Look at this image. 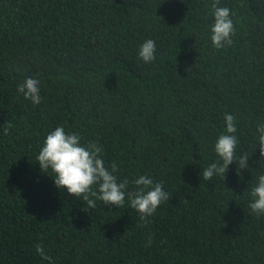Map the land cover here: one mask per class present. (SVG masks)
<instances>
[{
    "label": "trees",
    "instance_id": "16d2710c",
    "mask_svg": "<svg viewBox=\"0 0 264 264\" xmlns=\"http://www.w3.org/2000/svg\"><path fill=\"white\" fill-rule=\"evenodd\" d=\"M215 2L0 0V264H264V214L250 208L264 175V0H219L235 30L222 49L211 42ZM148 39L151 63L138 55ZM29 77L38 105L17 91ZM226 114L235 162L205 181ZM60 126L96 142L126 192L144 175L168 201L148 222L127 196L86 211L37 161Z\"/></svg>",
    "mask_w": 264,
    "mask_h": 264
},
{
    "label": "clouds",
    "instance_id": "9594fccd",
    "mask_svg": "<svg viewBox=\"0 0 264 264\" xmlns=\"http://www.w3.org/2000/svg\"><path fill=\"white\" fill-rule=\"evenodd\" d=\"M219 0L212 5L214 23L211 26V42L217 49L232 45L231 36L234 35V25L230 18V9L219 7ZM156 44L152 39L146 40L139 50V57L145 63L154 62L156 59ZM40 81L35 78H26L23 83L17 85V91L22 93L24 98L30 100L34 105L41 102ZM226 132L221 134L215 143V152L220 160L212 163L203 169L202 179L209 181L214 175L223 176L229 170V165L235 162V151L238 144L236 133V117L232 114L225 115ZM10 127V125H9ZM259 133V150L261 160H264V124L257 126ZM3 133L7 134L4 127ZM102 149L96 142L81 143V137L77 133H66L62 126L51 131L37 156V161L43 172L49 170L54 178L55 186L61 190H67L71 196L81 198L86 202L88 208L96 207V200L102 201L105 205L116 208L123 207L127 196L131 207L139 213L140 220L148 222V218L155 214L157 208L165 201H168L169 194L164 191L163 184L154 183L147 176H140L134 180L137 190L126 192L128 180L117 181V164H111V171L105 166L102 159ZM249 157L243 155L237 171L248 168ZM94 185L98 189L94 190ZM251 210L257 215L264 214V175L259 176L258 185L251 190ZM95 197V200L90 198ZM149 237V244L151 243ZM36 250L44 259L51 260V257L44 253L42 245H36Z\"/></svg>",
    "mask_w": 264,
    "mask_h": 264
}]
</instances>
